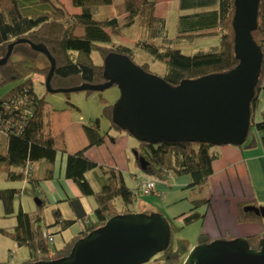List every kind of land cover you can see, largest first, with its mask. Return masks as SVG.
<instances>
[{
	"label": "trees",
	"instance_id": "16d2710c",
	"mask_svg": "<svg viewBox=\"0 0 264 264\" xmlns=\"http://www.w3.org/2000/svg\"><path fill=\"white\" fill-rule=\"evenodd\" d=\"M24 1L0 0V58L6 54L9 44L14 43L10 56L4 64L0 65V85L23 79L29 73L41 74L45 80L49 71L50 66L47 58L42 53L33 50L26 42L16 43L18 39H26L34 44H43L47 48L55 61L50 86L56 90L84 83H104L106 79L103 76V61L109 54H123L133 61L132 48L113 46L110 33L105 31V28L108 27L112 33H115L116 18L100 20L95 18L91 11L92 7L110 4L112 0H71L72 6L81 9L79 14H69L59 0H31L33 5L28 4L30 1ZM41 4L45 6L41 7ZM123 4L124 10L127 12L126 25L137 20L139 26L150 30L152 35L163 34V21L154 16L155 0H123ZM34 5H38L37 10ZM21 6L26 7L25 13L21 12ZM218 10L219 32L215 28H209L195 34H180V37H207L218 34L219 44L214 48L184 53L178 48L162 46L153 40L137 41L135 47L146 51L152 58L162 61L166 65V71L160 77L171 85H178L185 79H194L232 69L238 63L233 52L231 25L233 0H218ZM30 12L33 14H26ZM252 38L260 47L262 58L254 96L249 106L250 129L245 142L236 146L238 148L250 144L251 141L248 137L252 128L256 131L264 130V115L260 122H253L259 94L261 90H264V0H259L258 3L257 26L252 31ZM92 51L98 52L102 59L101 64L93 63L90 56ZM139 66L149 72L147 63ZM32 82L27 78L17 83L5 96L0 98V104L11 98L18 99L21 108L25 107L24 110L27 112L18 132H0L6 138V150L4 153H0V170L4 172L5 178L11 181L28 178L32 162L44 160L52 164L56 156L58 138L52 137L46 129L45 102L34 92ZM86 92L93 91L87 90ZM100 102L103 105L102 116L110 121V128L116 133L130 135L111 121L112 105H108L103 99H100ZM22 115L19 114V119ZM83 131L87 140L86 146L67 155L65 177L76 184L82 195L93 198L95 222L90 224L85 221L88 223L84 224V230L75 234L61 249L52 251L44 234L53 237V233L40 230L42 217L35 213L23 212L19 208L15 214L16 224L13 229L9 232L0 229V232L9 236L19 247L26 246L28 248L30 260L25 264L57 261L69 255L77 240L85 237L92 230L102 227L109 218L130 213L131 206L136 201L139 194L138 188L137 186H128L121 171L113 168L104 169L84 157L83 153L87 147L99 145L103 141L104 137L99 131V118H95L89 125H84ZM212 147L214 146L202 142L148 143L137 141V146L132 148V153L144 177L153 178L157 182L164 181L168 173L174 176L187 175L191 180L188 187H201L206 184L208 177L212 174V161L217 157V154L211 151ZM12 167L21 169L14 171L11 169ZM94 168L102 169L106 176L98 191L92 189L84 175L86 171ZM49 177H51V167L48 168L44 179ZM28 180L30 183L32 182L30 178ZM17 191L16 189H0V201L3 203L5 215L12 214V201ZM115 200H120L124 209L118 210ZM69 204L76 213L75 219H60L59 212L53 211V226L59 225L60 230L67 229L77 219H83L85 216L76 198L69 199ZM207 204V199L193 200L190 213L183 216L184 223L190 224L201 219L202 214L195 210ZM253 219H260V217L251 212L240 213V221ZM262 237H264V232L247 236L248 247L257 250ZM211 241L205 234H200L198 237V243ZM162 253L164 262L157 264H182L179 260L181 254L174 251L170 243Z\"/></svg>",
	"mask_w": 264,
	"mask_h": 264
},
{
	"label": "water",
	"instance_id": "95a60500",
	"mask_svg": "<svg viewBox=\"0 0 264 264\" xmlns=\"http://www.w3.org/2000/svg\"><path fill=\"white\" fill-rule=\"evenodd\" d=\"M258 3L259 0H233L231 25L237 65L225 72L182 80L178 85L143 70L126 55L112 53L103 61L104 83L56 90L50 86L55 61L47 48L26 39L16 43L26 42L47 58V92L103 91L117 86L119 97L112 104L111 121L137 141L239 146L250 129L249 106L262 58L252 38ZM13 45L9 44L0 65L10 56ZM35 203L40 201L35 199ZM243 211L264 218V206L246 205ZM169 243L170 228L164 215L130 212L109 218L102 227L77 240L69 255L30 264H146ZM182 264H264V237L257 250L248 247L246 237L198 243Z\"/></svg>",
	"mask_w": 264,
	"mask_h": 264
},
{
	"label": "crops",
	"instance_id": "0c3cea01",
	"mask_svg": "<svg viewBox=\"0 0 264 264\" xmlns=\"http://www.w3.org/2000/svg\"><path fill=\"white\" fill-rule=\"evenodd\" d=\"M27 1H30L28 4H34L31 0ZM23 2L25 1L23 0ZM59 2L69 14H79L81 11L79 7L72 6L71 0H59ZM113 5L114 3L111 2L106 5L94 6L91 11L94 17L100 20L116 18L115 33H112L108 27L105 28V31L110 33L112 44L117 46L136 48L137 41L153 40L162 46L195 52L198 50L205 51L219 44L218 34L207 37H180V34H195L209 28H215L219 32L218 0H155L154 16L162 20L164 25L163 34L158 36H154L150 30L140 27L137 20L126 25L127 12L124 10L123 0H121L117 11L112 10ZM30 74L33 73H29L23 79L18 80V83L27 78L32 80ZM105 100L108 105H112L114 102V99ZM47 109L48 106L45 105V110ZM47 114L49 113L47 112ZM263 115L264 90H261L253 114V122H260ZM93 116L97 117L91 118H98L102 114L97 115L96 113ZM83 120L84 118L79 116L80 122L77 124L79 126H73L76 128L73 133L69 134L68 129H72V126L57 129L55 111L51 117L44 118L49 134L58 138V140L56 139V156L52 164L44 160L31 163V172L28 177L32 180L31 183L27 177L23 180H7L4 172H2V179L10 182H5L6 187L0 189L18 190L12 201L13 212L10 215L16 214L14 201L18 199V209L21 208L23 212L35 213V215L42 217V220H45L46 223L53 225L54 210L59 212L60 219H75L76 213L71 208L69 199L76 198L78 200L85 214L84 218L77 219L74 224L65 230H60L59 225L53 227L55 232H59L62 237V246L75 234L85 229V221L90 224L95 222L93 215L95 202L93 198L82 195L76 184L65 177L67 155L84 148L87 143L83 131ZM100 134L104 137L102 143L87 147L83 153L84 157L104 169L113 168L121 171L126 184L135 187L138 181L144 177L132 153V148L137 146V141L125 133H116L110 126L104 133L100 132ZM249 140L251 141L250 144L242 148L230 144L213 145L211 151L216 153L217 157L212 161V174L208 177L206 184L201 187H188L191 180L187 175L174 176L170 174L167 175L164 181H157L158 188L164 193L162 199L169 198L171 204H175L180 199L188 198L190 202H186V205L189 207V211L192 208L193 200H208L207 205H202L196 208L195 211L202 214V218L197 220L200 221V234H205L210 240L234 239L264 232V218L260 216H258L260 219L239 220L244 206H264V130L256 131L252 128ZM0 147L3 150L0 153H4L6 139L4 144L0 143ZM49 167H51V177L44 179ZM11 169L19 171L21 168L12 167ZM84 175L94 191L101 188L106 177L100 168L86 171ZM198 188L200 191L195 193ZM188 189L193 193L187 195ZM22 193H26V195ZM191 196H193L192 199H190ZM35 199H38L40 204H36ZM0 206L4 213L1 201ZM138 206L146 208L147 204L140 202ZM187 213L188 211L181 215ZM197 221L194 222L197 223ZM15 224L16 219L11 230ZM11 230H8V232ZM67 232H69L68 235L63 237V234ZM13 242V245H16L15 247H19L15 241ZM1 262L10 261L9 259L0 258Z\"/></svg>",
	"mask_w": 264,
	"mask_h": 264
},
{
	"label": "rangeland",
	"instance_id": "374dc122",
	"mask_svg": "<svg viewBox=\"0 0 264 264\" xmlns=\"http://www.w3.org/2000/svg\"><path fill=\"white\" fill-rule=\"evenodd\" d=\"M112 2L114 3L112 10L117 11L119 8V4H121V0H112ZM40 6L42 7L45 5L41 4ZM34 8L35 10H37L38 5H34ZM20 9L22 13L26 12V7L21 6ZM109 10L111 9L109 8ZM168 27L171 29L169 24ZM112 45L117 46L115 44ZM182 52L191 53L190 50H184ZM132 53L133 62L137 65L147 63V69L150 73L155 74L157 76H162L163 73L166 71V65L162 61L152 58L151 55L146 51L136 47L132 48ZM91 59L95 64L102 63V59L96 51L91 52ZM40 75L41 74L33 73L31 75V78L33 80L32 85L34 92L38 97H42L45 102V105L48 106L46 113L48 112L49 114H47L46 117H51L53 112L55 111L57 129H61L64 126L67 128H70L72 126V129H68L69 134L74 132L76 127L73 126H77V124L80 122L79 116H82L84 118L82 124L86 126L89 125L90 121H93L95 119L91 117H97L93 115H96V113L97 115L102 114L103 105L101 104L100 99H114L115 102L116 99L119 97V89L115 85L98 92L75 91L69 93H50L47 92V90L45 89L44 77ZM17 83L18 81H12L4 85H0V98L5 96L7 92ZM98 118L99 131L101 133H104L110 126V121L104 116H100ZM251 131L249 133L248 138H250L251 136ZM5 139V136L0 134V143L4 144ZM1 151L3 150L0 147V152ZM2 176L3 173L0 170V188L6 187L5 182H10L4 181V179H2ZM199 191L200 189L198 188L196 189L195 193H198ZM186 193H188L187 195H189L193 193V191L188 189ZM22 194L26 195V193ZM192 197L193 196H191L190 199H192ZM140 202L146 203L147 207H139L138 204ZM186 202H190V200L188 198L180 199L175 204H171L169 198L162 199L153 195L145 196L138 194L136 202H134V204L131 206V212H138L143 214L155 212L164 215L170 228V246L174 251H178L181 254L179 258L181 263H183L191 248L198 244V237L200 235V221H197V223L192 222L190 224H185L183 221L184 215L181 214L185 213L186 211H188L186 215L190 213L189 207H187ZM115 205L118 210L124 209L120 200H115ZM17 207L18 199L14 201V211H17ZM14 215L15 214L5 215L0 206V229L3 228L4 230L5 228V231L11 230L12 225L15 223ZM53 227V225L46 223L45 220H42L40 223L41 231L53 233L54 241L49 243V247L52 251L59 250L63 247L61 245L62 237L59 232H55ZM68 233L69 232L64 233L63 237L67 236ZM13 244L14 242L9 236L0 232V258L5 260L9 259L10 261L1 263L25 264L26 262H28L30 260L28 248L25 246L15 247L16 245ZM158 262H164V254L162 252L152 258L148 264H157Z\"/></svg>",
	"mask_w": 264,
	"mask_h": 264
},
{
	"label": "built area",
	"instance_id": "2783aa9c",
	"mask_svg": "<svg viewBox=\"0 0 264 264\" xmlns=\"http://www.w3.org/2000/svg\"><path fill=\"white\" fill-rule=\"evenodd\" d=\"M11 98L6 102L0 104V122L2 127L0 128V132L7 133L8 131L11 132H18L24 122L25 114H27L25 107L21 108V103L18 99ZM22 102V101H21ZM24 106V102L22 103ZM24 111V112H23ZM21 113L22 116L19 114ZM170 175V173H168ZM138 192L141 195H153L158 198H163L164 193L162 190L158 188L157 182L153 178L143 177L137 183ZM88 222H85L87 224ZM47 241L49 243L53 242V237L51 235L44 234Z\"/></svg>",
	"mask_w": 264,
	"mask_h": 264
},
{
	"label": "flooded vegetation",
	"instance_id": "af4514ba",
	"mask_svg": "<svg viewBox=\"0 0 264 264\" xmlns=\"http://www.w3.org/2000/svg\"><path fill=\"white\" fill-rule=\"evenodd\" d=\"M148 263H149V262H148ZM148 263H147V264H148Z\"/></svg>",
	"mask_w": 264,
	"mask_h": 264
}]
</instances>
